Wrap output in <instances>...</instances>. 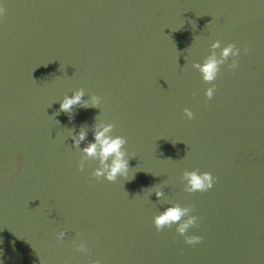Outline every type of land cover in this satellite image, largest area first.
<instances>
[{"label":"water","instance_id":"1","mask_svg":"<svg viewBox=\"0 0 264 264\" xmlns=\"http://www.w3.org/2000/svg\"><path fill=\"white\" fill-rule=\"evenodd\" d=\"M3 4L0 264H264V0ZM214 39L248 51L220 66L208 99L191 62ZM77 87L99 108L58 112ZM97 116L126 138L130 179L91 176L92 159L77 169L70 130ZM192 168L212 187L184 191ZM158 184L159 198L147 191ZM171 202L193 205L198 243L174 225L156 231L152 215Z\"/></svg>","mask_w":264,"mask_h":264},{"label":"clouds","instance_id":"2","mask_svg":"<svg viewBox=\"0 0 264 264\" xmlns=\"http://www.w3.org/2000/svg\"><path fill=\"white\" fill-rule=\"evenodd\" d=\"M4 12L3 0H0V14ZM218 49V51H217ZM248 47H238L232 41L221 44L219 39H214L208 44V53L201 60H193L191 66L200 73V78L208 86L204 88V96L210 99L215 92V81L220 66L225 65L228 69L237 67V57L241 52H247ZM85 91L83 88L77 87L71 91V95L65 93L59 100L58 112L71 113L76 106L81 107H96L99 108L100 97L95 93H90L87 100L84 99ZM184 115L191 119L193 112L190 108H183ZM99 116V115H98ZM98 116L93 119L88 129L91 130L92 139L82 147L81 141H84L88 136V129L81 126L79 130L73 132L70 130L69 136L72 140V145L77 147L81 153L79 160L76 163L77 169H84L85 163L89 159L96 161V166L92 168L90 175L96 178L103 177L107 181H116L117 177L130 179L129 177V159L131 153L124 147L126 138L123 135L113 134L114 124L110 121L99 119ZM180 179L183 181V190L192 193L194 191H205L212 187L216 177L209 171H201L197 168L183 169L180 174ZM164 185H152L147 189L150 193H155L157 198L164 195ZM152 224L156 231L159 232L162 228H170L175 226L176 233L183 237L187 244L198 243L202 237L198 234L188 233L190 226L198 224L199 218L195 214L193 205L183 204L179 202L168 203L162 210L157 211L152 215ZM65 230L61 228L55 233L56 239L62 240L65 236ZM79 235V234H77ZM74 247L81 252H87L85 241H73ZM87 264H101L98 259H90Z\"/></svg>","mask_w":264,"mask_h":264}]
</instances>
